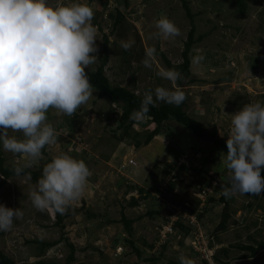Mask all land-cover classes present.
I'll list each match as a JSON object with an SVG mask.
<instances>
[{"label": "rangeland", "instance_id": "rangeland-1", "mask_svg": "<svg viewBox=\"0 0 264 264\" xmlns=\"http://www.w3.org/2000/svg\"><path fill=\"white\" fill-rule=\"evenodd\" d=\"M188 1L192 12L197 14L196 37L205 36L204 40L193 46L191 57L202 54L205 59L200 64L192 63L191 75L184 81L182 89L191 97L186 111L208 130L216 129L219 138L228 139L232 114L247 103H264V0H249L246 17L238 13L233 0ZM49 2L67 4L73 0ZM75 2L88 4L93 8L92 23L97 28L98 58L105 54L104 36L110 37V61L106 74L112 82L130 89L136 82L140 92L147 88L154 91L158 86L171 88V82L160 78L156 72L161 67L166 69L160 53L175 65L182 63L184 42L191 26L181 0H129L128 5H125V0H115L114 5L107 9L102 7L103 0ZM118 11L122 13L125 22L115 29V19L110 16H117ZM162 17L173 21L181 34L169 39L154 38L152 34L158 31L155 22ZM129 39L134 40L135 44L125 51L120 42ZM151 46L156 48V60L152 68H146L142 61L145 58V48ZM98 64L99 59L91 68ZM254 64L257 69H250ZM93 97L77 109L76 116L59 114L52 108L48 110L47 122L53 125L59 135L55 144L46 145L42 149V159L32 167L36 168L61 153H67L77 160H84L92 173L82 196L73 201L65 213L72 214L65 220L64 232L76 247V261L73 264H150L143 259L157 257L168 233L174 235L171 223H166L171 217L167 215L168 208L176 211L171 222L183 216L197 225L195 217L189 216L180 205L181 202L192 208L206 207L208 213L199 225V231L194 232L193 237L185 238L183 246L179 245L182 238L176 235V240L170 244L165 257L156 264H167L171 259L178 260L181 254L193 259L195 264H205L204 261L212 264L211 260L218 249L237 244L236 234L242 236L244 244L254 243L248 236L254 235L256 241L263 240L264 194L258 195L260 200L247 194L233 196L229 206L232 218L228 230L221 235L223 243L210 248L211 239L202 233L201 226L206 224L214 230L215 225L210 219L214 217L215 224L218 225L224 206L207 202L209 196L219 199V195L213 193L214 189L206 194L203 191L208 175L204 177V174L188 171L177 177L175 171L170 176L158 179L157 174L174 162L169 150L179 153L186 142L197 143L195 149L202 155L185 149V156L179 162H188L189 167L199 168L203 159L215 154L213 145L196 139L188 130L171 122L174 137L169 139L162 134L154 138L150 145L132 151L134 147L131 140L120 142L113 137L119 124L117 117L111 114L113 106L108 99L102 98L94 105ZM69 122L73 125L72 131L69 129ZM59 126L63 130L59 131ZM133 129L147 133L154 130V126L144 119L136 121ZM2 131L0 128V133ZM9 135L23 138L22 133L10 131ZM117 135H120V131H116ZM68 144L72 145L66 148ZM74 146L78 150L75 151ZM80 150H86L88 156H81ZM4 153L8 164L23 165L22 157L5 150ZM213 158L216 161L208 163L206 169L215 174H224L227 169L225 157ZM129 160L133 164L128 165L127 170L120 167L123 163L126 166ZM150 172H154L153 176L149 175ZM2 179L0 177V183ZM130 184L143 187L151 193L136 208L128 206L132 196L129 193ZM167 184L172 185V194L163 198L156 190L160 191L159 186L162 192L165 191ZM35 186L30 177L26 176L12 178L0 189V204L13 209L21 208L24 214L22 219L14 220L10 231L0 232V249L13 258L16 264H65L69 251L65 242L40 258L36 256L37 245L34 241H58L62 233L55 227L54 210L41 212L33 206L29 193ZM134 195L139 197L137 193ZM249 203L252 204L251 208L243 206ZM151 211L155 214L159 211V214L149 215ZM123 214L126 219L134 221L132 238L143 254L142 259L133 254L131 246L125 241L128 240V234L121 221ZM150 246L153 248L150 249ZM232 252L233 258L241 254L236 250ZM230 264H264V251L255 259L232 260Z\"/></svg>", "mask_w": 264, "mask_h": 264}, {"label": "clouds", "instance_id": "clouds-1", "mask_svg": "<svg viewBox=\"0 0 264 264\" xmlns=\"http://www.w3.org/2000/svg\"><path fill=\"white\" fill-rule=\"evenodd\" d=\"M114 1L103 0L102 7L106 3L110 8ZM93 19V8L75 0L67 4L0 0V142L5 151L23 158V165L13 168L17 176L42 159L46 145L57 142L59 134L47 122L48 110L73 116L96 91L86 73L99 59ZM155 28L158 31L152 34L154 38L169 39L181 34L167 17L157 20ZM134 44L132 39L120 42L125 51ZM191 59L193 64H200L205 56L197 54ZM155 60L156 48L146 47L143 65L152 68ZM156 75L171 82V88L158 86L154 91H145L140 109L130 114L133 121L146 119L150 108L158 103L179 107L187 99L177 85L184 78L181 72L161 67ZM10 131L22 133L23 138L9 135ZM226 143L230 186H221L223 196L264 194V104L250 102L232 114ZM91 174L84 160L67 153L53 157L29 193L33 206L41 212L65 214L84 193ZM217 179L221 180L220 176L214 178V183ZM23 215L21 208L0 204V232L10 231L14 220ZM179 260L180 264H195L183 254Z\"/></svg>", "mask_w": 264, "mask_h": 264}, {"label": "trees", "instance_id": "trees-1", "mask_svg": "<svg viewBox=\"0 0 264 264\" xmlns=\"http://www.w3.org/2000/svg\"><path fill=\"white\" fill-rule=\"evenodd\" d=\"M248 1L249 0H233L238 13L242 17H246L248 14ZM129 0H125V5H128ZM183 3V8L186 11V17L187 19L190 20V30L188 32L187 40L184 42V51L182 52V63L175 65L173 64L164 54L160 53L163 55L164 63L166 66V69H173L175 68L179 72L182 73L183 75V80L177 81L178 85L183 88L184 81L190 77L191 75V65H192V60H191V53L193 50V46L202 40H204L205 36H199L196 37V16L194 12H192V9L190 7V3L188 0H181ZM104 6L108 7V4H104ZM112 19H115L114 23V28L117 29L120 24H124V17L122 16V13L120 11L117 12V16L111 15L110 16ZM116 17V18H115ZM109 36H104V51L105 54L104 56L99 58V64L95 65L92 67V71L90 69H86V73L89 75L90 82L93 84L95 87V96L94 98V105L97 104V102L102 99V98H107L110 104L113 106L111 114L113 117H117L118 119V127L116 131H120V135L116 136V131L114 132L113 137L117 139L120 142L131 140L132 145L134 149H140L142 146H148L151 144V142L154 140L155 137L164 134L166 135L169 139L174 137L173 133V127L171 126L172 123L174 122V125L180 126L184 128L186 131L190 132L193 137L196 139L204 142V143H210L211 145L214 146L215 149V154L211 156V158H205L202 160L199 168H192L189 167L188 162L181 163L179 162L183 156H185V149L189 150H194L195 154H201V152L196 151L195 146L197 143L186 142L185 147L183 150H181L179 153H175L174 151L169 150V154H172L174 162L170 164V166H167L166 169H162L161 172L157 174L158 179L159 178H164L166 176H170L172 172L177 173V177H180L181 175L190 172H194L197 174H204V177H206V182L204 183V189L203 191L206 193L208 192V189L213 188L214 191L213 193H217L219 195V199L215 200L213 196L207 197V202L210 203H219L224 206V209L221 213L220 217V222L218 225L215 224L216 219L212 217L210 220L211 222L215 225L213 228L214 230H211L209 225L203 224L202 228V233L211 239L210 242V248L216 247L218 245H222L223 241L221 239V235L224 234L229 227V222L230 219L232 218V214L230 213V204H231V198H226L222 194L221 186H230L229 182V177L230 173L228 168L226 169L225 173L220 175V174H215V172L208 171L206 169V165L208 163H214L216 161L214 156L217 157H225L226 159V153L228 151L227 149V139L225 138H219L218 132L216 129L213 131L208 130L203 124L198 121V119L192 117L191 115L187 114L186 108L188 107V102L190 101L191 97L189 93L186 90H183L186 93L187 99L179 106H174L170 105L167 103H158L156 107H151L150 112L148 113L147 118L145 119L148 123H152L155 126V129L151 132L147 133H141V132H136L133 129V125L136 124V121H133L130 119V114L135 111L139 110L141 106V101L143 99V94L145 91L150 90L149 88L139 91L138 88L136 87V82L133 83L132 89L121 86L119 83L112 82L111 79L107 76V68H108V63L110 61V50H109ZM250 69L255 70L257 69V65L254 64L250 67ZM264 97V96H263ZM264 104V103H262ZM117 109V110H116ZM120 111H119V110ZM118 114H120L118 116ZM73 116H76L75 114ZM172 122V123H171ZM70 126L69 129L72 131L73 130V125H71V122H69ZM63 130L61 126H59V131ZM72 145V144H70ZM70 145L66 148H69ZM77 147V146H76ZM74 146L75 151L78 150ZM213 149V148H212ZM211 149V150H212ZM80 154L83 157L88 156V152L86 150H80ZM17 157H20L19 155H16ZM194 157V156H193ZM191 160V159H190ZM218 161V160H217ZM51 162V160L47 162L41 163L38 167L36 168H28L24 170V173L21 175L17 176L13 173V168L16 165H10L7 163V158L4 153V148L2 142H0V177H2V181L0 183V189L3 188L7 181L16 178V177H30L31 181L37 184L38 180L42 176V171L43 167ZM188 164V165H187ZM124 170H127L128 164L124 166V163L120 166ZM190 169V170H189ZM154 172H150L149 175L153 176ZM261 175L264 176V166H262V171ZM156 176V175H155ZM156 176V177H157ZM161 176V177H160ZM216 176H220L221 180L218 182V184L214 183V178ZM131 185V184H130ZM161 187V183H159ZM172 185L167 184L166 190L161 191V188L158 186V190H156L159 195L163 198H168L172 194ZM132 193L131 199L128 202V206L130 208H136L140 206L141 200H143L144 197L150 196L151 193L147 192L145 188L139 187V186H130V192ZM128 193V194H129ZM137 193L139 197L135 196L134 194ZM250 197H255V199L260 200L258 198V195H250L247 194ZM159 199V197H157ZM180 205L184 210H186L189 213V216L192 217L194 216L195 219L197 220V225H194L191 223V221L187 218H183V216H179L177 220H174L171 222V219L173 216L176 214L175 210H169L168 208V214L170 215V221L166 220V223L169 225L171 223V228L174 231V235L171 233H168L167 239L164 241L160 248V253L156 255L157 257H149L143 259L144 262H148L150 264H156L160 262L162 258H164L165 252L168 250L170 244L172 241L176 240V237L179 236L182 238V241H179V245L183 246L184 244V239L187 237H193L194 232L199 231V225L203 223L204 217L208 213V209L206 207L203 208H192L191 206H184L183 203L181 202ZM205 206V205H204ZM243 206H248L249 208L252 207V204L249 203L247 205ZM164 207L167 206L165 205ZM163 207V208H164ZM248 207H245L248 209ZM162 208V207H161ZM163 210V209H162ZM55 227L59 228L62 236L58 241H42V240H36L34 243L37 245L36 247V256L37 257H42L45 255L47 251L50 249H53L57 245H59L62 242H65L66 246L68 247V255L65 260V264H73L76 261V247L70 243L69 238L66 237L65 234V220L67 217H70L72 214H59L55 210ZM156 214H159V211L156 212ZM156 214L151 211L149 215H154ZM122 223L124 224V228L126 233L128 234V240H125L128 245L131 246L133 254L136 255L138 259H142V252L135 246V242L132 238L133 234V228L132 225L134 221L126 219V217L122 216L121 219ZM167 226V225H166ZM246 231H248L247 228H245ZM213 231V233L211 232ZM177 235V236H176ZM250 235V234H249ZM250 241H254L253 244H244L242 243V236L239 234H236V240L237 244L235 245H229L227 248H220L217 250V253L215 256H213V261L215 264H230L232 260H252L255 259L256 256L261 252L264 251V238L261 241H256L255 236H248ZM215 242H212V241ZM216 244V246H215ZM153 246H150V249H152ZM236 250L240 252L241 254L234 257L232 256V251ZM244 253V254H242ZM225 260H223V259ZM205 264H207L206 261H204ZM0 264H16L15 260L11 258L7 253H5L3 250L0 249ZM36 264H45L44 262H38ZM56 264V263H55ZM167 264H180V260H169Z\"/></svg>", "mask_w": 264, "mask_h": 264}, {"label": "built area", "instance_id": "built-area-1", "mask_svg": "<svg viewBox=\"0 0 264 264\" xmlns=\"http://www.w3.org/2000/svg\"><path fill=\"white\" fill-rule=\"evenodd\" d=\"M118 1H121V0H118ZM133 161L132 160H130V163H132ZM217 182H220V179H217ZM217 182H215V184H217ZM211 190H213V188H211V189H208V191H211ZM170 228V227H169ZM171 230H172V228H171ZM206 249H207V247H206ZM207 251H208V249H207ZM211 257V256H210Z\"/></svg>", "mask_w": 264, "mask_h": 264}]
</instances>
